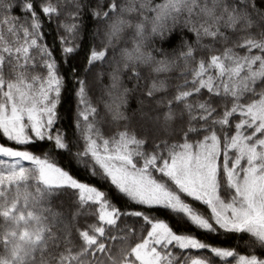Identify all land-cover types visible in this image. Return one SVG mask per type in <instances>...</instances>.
<instances>
[{"label": "snow or ice", "instance_id": "snow-or-ice-1", "mask_svg": "<svg viewBox=\"0 0 264 264\" xmlns=\"http://www.w3.org/2000/svg\"><path fill=\"white\" fill-rule=\"evenodd\" d=\"M0 264H264V0H0Z\"/></svg>", "mask_w": 264, "mask_h": 264}, {"label": "trees", "instance_id": "trees-1", "mask_svg": "<svg viewBox=\"0 0 264 264\" xmlns=\"http://www.w3.org/2000/svg\"><path fill=\"white\" fill-rule=\"evenodd\" d=\"M90 27H94V26L90 25ZM46 31H47V29H46ZM48 39H49V40L51 39V33H49ZM72 63H73V64H76V63H79V61H78V60H75V61H73ZM67 68H68V65H65V66H64V70H67ZM105 83H107V80H105ZM90 95H91V93H90ZM93 100L95 101V97H94V96H93ZM136 107H137V104H136L135 100H132V101L130 102V109H134V108H136ZM74 108H75V100H74V98L71 97V96L66 97L65 100H64V103H63V109H62V111L64 112V115H65V123L67 122V119H68L69 109H71V110L74 111ZM209 239H212V238L209 237ZM220 239H224V237H220ZM243 239H247V237L244 236V237L240 240V247H239L238 250H239V251H242V252L246 250V249L244 248V246H243ZM234 243H235V241L230 242V243H229L228 245H226V246H232Z\"/></svg>", "mask_w": 264, "mask_h": 264}]
</instances>
